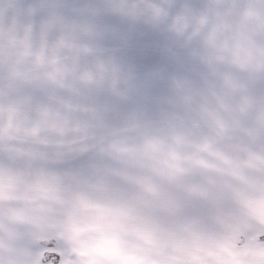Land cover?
<instances>
[{
    "label": "snow or ice",
    "instance_id": "snow-or-ice-1",
    "mask_svg": "<svg viewBox=\"0 0 264 264\" xmlns=\"http://www.w3.org/2000/svg\"><path fill=\"white\" fill-rule=\"evenodd\" d=\"M0 264H264V0H0Z\"/></svg>",
    "mask_w": 264,
    "mask_h": 264
}]
</instances>
